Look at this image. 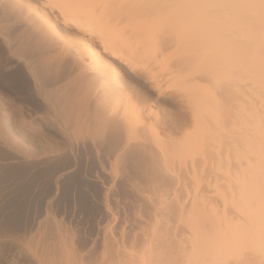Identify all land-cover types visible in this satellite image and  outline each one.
Returning a JSON list of instances; mask_svg holds the SVG:
<instances>
[{"label":"bare ground","instance_id":"6f19581e","mask_svg":"<svg viewBox=\"0 0 264 264\" xmlns=\"http://www.w3.org/2000/svg\"><path fill=\"white\" fill-rule=\"evenodd\" d=\"M221 1L208 0L209 20L199 29L180 30L191 25L186 14L193 0H0V49L24 65L35 85L66 102L75 120L107 137L120 162L135 155L131 166L157 191L150 207L152 253L144 247L137 264H264V0L249 4L258 16V40L256 20L249 25L245 17L229 20L228 13L217 18ZM165 11L170 18L161 22ZM148 22L157 27L147 37ZM163 27L184 37L176 40ZM224 35L244 39L241 52L251 56L253 67L246 70L259 84V99L253 87L252 101L239 111L233 104L240 90L235 96L225 85L218 105L224 120L215 121L173 89L185 117L159 115V93L171 84L169 74L158 78L146 70L148 51L160 62L177 42L187 45L171 77L198 90L207 77L202 71L236 59ZM195 40L207 43L206 49L189 47ZM128 78L143 81L149 94L157 92L149 105H140L134 86L130 93ZM30 97L19 96L26 102ZM182 123L191 130L178 144L156 129ZM16 127L21 130L22 123Z\"/></svg>","mask_w":264,"mask_h":264},{"label":"rangeland","instance_id":"374dc122","mask_svg":"<svg viewBox=\"0 0 264 264\" xmlns=\"http://www.w3.org/2000/svg\"><path fill=\"white\" fill-rule=\"evenodd\" d=\"M193 1L186 14L191 25L181 26L180 30H197L209 20L208 0ZM249 4L250 0H223L219 11H214L217 18L226 13L229 20L234 15L245 17L249 25L250 20H256L258 40V16L254 17ZM168 13L160 14L161 22L170 18ZM211 19L217 21L214 16ZM146 26L148 37L157 25L148 22ZM167 30L172 31L171 35L176 32L163 27ZM178 36L184 37L172 35L176 40ZM222 39L232 47L236 59L224 67L219 65V70H206L208 74L202 71L200 75L207 77L197 83L198 90L171 77L178 69L174 62L187 45L181 47L177 42L175 49L174 45L172 51L161 55L160 62L151 49L148 51L146 70L158 78L169 74L167 84H171L159 93V115L171 121L176 116L185 117L173 89L196 102L198 110L209 112V118L215 121L224 120L218 105L224 101L225 85L235 96L240 90L233 104L239 111L245 109L244 103L248 107L252 101L253 87L259 99V84L253 83L246 70L253 67L251 56L241 52L244 39L239 35L233 39L224 35ZM189 47L206 49L207 43L195 40ZM126 82L129 89L135 87L132 89L142 101L140 105H149L156 97L157 92L149 94L145 90L143 81L128 78ZM43 90L35 85L24 65L0 49V264H43V258L52 264H137L139 252L144 247L150 249L153 242L150 230L155 221L150 207L157 191L139 178L138 166H131L132 162L136 164L135 155H127L126 162H120L107 137L94 134L72 117L58 95ZM21 92L29 93V104L19 98ZM18 123H22L21 130H17ZM190 128L182 123L171 130L156 129L161 137H172L178 144Z\"/></svg>","mask_w":264,"mask_h":264}]
</instances>
